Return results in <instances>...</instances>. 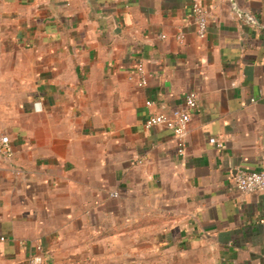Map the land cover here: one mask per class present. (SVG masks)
<instances>
[{"label": "crops", "instance_id": "1", "mask_svg": "<svg viewBox=\"0 0 264 264\" xmlns=\"http://www.w3.org/2000/svg\"><path fill=\"white\" fill-rule=\"evenodd\" d=\"M198 1L204 38L194 0H0V139L13 148L0 153V264H117L197 243L212 264H264V191L233 178L264 171V0ZM192 90L179 155L144 122Z\"/></svg>", "mask_w": 264, "mask_h": 264}, {"label": "built area", "instance_id": "2", "mask_svg": "<svg viewBox=\"0 0 264 264\" xmlns=\"http://www.w3.org/2000/svg\"><path fill=\"white\" fill-rule=\"evenodd\" d=\"M210 9L200 1L194 0L192 5L193 20L196 25V34L199 38H204L208 33L210 19ZM164 37V36H163ZM178 39L183 42L185 35L183 32L178 34ZM135 82L138 87H145L148 84V76L143 62L139 61L135 66ZM152 101H147L151 106ZM198 106V95L195 91H189L185 96V105L178 107L170 112L151 113L144 122L146 128L163 126L173 133L176 141L177 152L184 155L186 150L187 134L192 116ZM210 142L217 143L216 138H210ZM0 153L10 159L13 156V148L10 138L4 135L0 139ZM234 183L237 189L243 193H255L264 191V171L246 170L240 166L234 169ZM4 239V238H1ZM27 264H49L42 252L32 253Z\"/></svg>", "mask_w": 264, "mask_h": 264}, {"label": "rangeland", "instance_id": "3", "mask_svg": "<svg viewBox=\"0 0 264 264\" xmlns=\"http://www.w3.org/2000/svg\"><path fill=\"white\" fill-rule=\"evenodd\" d=\"M196 245L172 249L171 245L166 244L159 256H156L155 251L149 246L146 255L145 251L136 250L132 255L124 256L122 253L116 261L117 264H212L210 251L202 244Z\"/></svg>", "mask_w": 264, "mask_h": 264}]
</instances>
